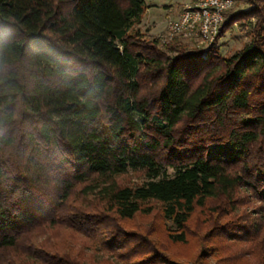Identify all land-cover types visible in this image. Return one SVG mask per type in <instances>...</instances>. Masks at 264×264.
<instances>
[{
    "label": "trees",
    "instance_id": "obj_1",
    "mask_svg": "<svg viewBox=\"0 0 264 264\" xmlns=\"http://www.w3.org/2000/svg\"><path fill=\"white\" fill-rule=\"evenodd\" d=\"M246 1L229 21L254 18L251 39L222 58L213 48L163 55L132 31L145 0H0V259L36 227L61 224L123 264H246L220 243L256 239L264 264L260 224L242 215L217 217L188 245L211 199L218 213L234 210L243 190L264 213V0ZM129 171L144 181L122 184ZM78 184L102 210L68 202ZM150 201L163 242L119 221L151 212Z\"/></svg>",
    "mask_w": 264,
    "mask_h": 264
},
{
    "label": "rangeland",
    "instance_id": "obj_2",
    "mask_svg": "<svg viewBox=\"0 0 264 264\" xmlns=\"http://www.w3.org/2000/svg\"><path fill=\"white\" fill-rule=\"evenodd\" d=\"M145 1L149 6V11H145L141 22L135 25L132 31L141 33L148 41L154 40L157 49L165 56L175 57L184 53V50L193 51L213 48L222 58H229L240 51L251 39L249 32L254 18L251 17L252 19L250 20L234 22L229 21L233 13L249 7L246 0L234 1L232 7L225 13L224 21L221 25H224L221 35L211 44L204 42L200 34L197 33L169 37V22L180 14L178 16L170 15L171 12H168V9L176 8L182 12L184 6L193 5L197 0ZM167 173L173 174V170L167 169ZM118 179L122 184L135 185L143 182L145 176L141 171H129L126 174L120 175ZM83 186L78 184L74 187V191L68 202L71 205L80 207L83 211L91 213L102 210L94 195L82 194L81 190H83ZM236 198L240 202L234 210L228 206L226 212L219 210L220 213H218V204L221 199H211L208 201L206 207L197 208L189 222L193 230L196 227H199L198 230H200L199 234L192 231L194 234L190 236L191 242L188 244L192 249L197 248L196 243H198L200 236L202 237V235H206L207 233L211 234V230L217 222V217L219 219L218 222L223 224L229 223L230 219L236 220L240 215L245 217L243 220L247 219L252 224L258 222L260 224L259 235L263 239L264 213L263 216L256 213L259 204L251 200V197L249 203H247L249 196L243 190L239 191ZM148 204L152 206L153 210L151 212H141L131 219H120L119 221L128 230L148 232L150 236L152 235L159 242H163L166 239L165 235H163V224L165 221L163 220L161 205L155 201H150ZM259 241V239L251 242H242L240 240L233 242L222 241L220 244L226 248L227 254L239 253L240 256H244L243 252H245L249 256V259L251 258L250 263L248 259L249 264H259L260 257L262 256V242ZM209 246L213 247V243L209 244ZM170 249L172 251H180L182 248L179 245L171 244L169 246ZM57 255H64V258L66 256L67 260L61 261L63 264L65 262L68 264L70 258H75L80 261V264H107V262L123 264L121 260L117 261L112 253L102 249L98 242H93L86 234L79 233V231L61 224H43L25 236H22L18 241L17 248L12 249L7 257L1 258L0 264H57L56 262L60 260ZM207 258L209 260L208 264L214 263L215 259L213 257Z\"/></svg>",
    "mask_w": 264,
    "mask_h": 264
},
{
    "label": "built area",
    "instance_id": "obj_3",
    "mask_svg": "<svg viewBox=\"0 0 264 264\" xmlns=\"http://www.w3.org/2000/svg\"><path fill=\"white\" fill-rule=\"evenodd\" d=\"M235 0H197L184 6L180 15L168 25L169 37L181 34H200L203 41L213 43L220 32L225 13Z\"/></svg>",
    "mask_w": 264,
    "mask_h": 264
},
{
    "label": "crops",
    "instance_id": "obj_4",
    "mask_svg": "<svg viewBox=\"0 0 264 264\" xmlns=\"http://www.w3.org/2000/svg\"><path fill=\"white\" fill-rule=\"evenodd\" d=\"M147 11H149V8L147 9ZM168 12H171V14L170 15H179L180 14V12H181V10H178V9H174V8H171V9H168Z\"/></svg>",
    "mask_w": 264,
    "mask_h": 264
}]
</instances>
